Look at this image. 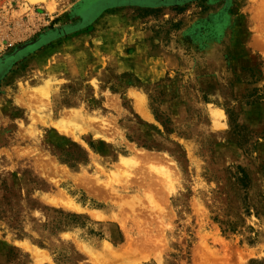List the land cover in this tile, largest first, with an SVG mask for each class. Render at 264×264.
Here are the masks:
<instances>
[{
  "label": "rangeland",
  "instance_id": "obj_1",
  "mask_svg": "<svg viewBox=\"0 0 264 264\" xmlns=\"http://www.w3.org/2000/svg\"><path fill=\"white\" fill-rule=\"evenodd\" d=\"M119 263L264 264V0H0V264Z\"/></svg>",
  "mask_w": 264,
  "mask_h": 264
},
{
  "label": "bare ground",
  "instance_id": "obj_2",
  "mask_svg": "<svg viewBox=\"0 0 264 264\" xmlns=\"http://www.w3.org/2000/svg\"><path fill=\"white\" fill-rule=\"evenodd\" d=\"M34 44V42L33 43H30V45L32 46ZM29 45V46H30ZM34 46V45H33ZM107 255V254H106ZM113 255V259L114 260H118V259H121V260H123V261H127V262H129V259L131 258V257H134L135 255L133 254V253H131V251L130 250H128V251H124V252H118V253H115V254H110L109 253V255H107V256H112ZM120 262V261H119ZM125 263V262H124ZM120 264V263H119Z\"/></svg>",
  "mask_w": 264,
  "mask_h": 264
}]
</instances>
